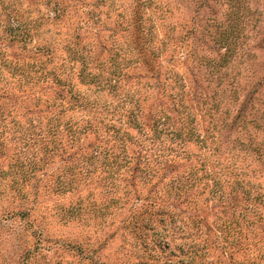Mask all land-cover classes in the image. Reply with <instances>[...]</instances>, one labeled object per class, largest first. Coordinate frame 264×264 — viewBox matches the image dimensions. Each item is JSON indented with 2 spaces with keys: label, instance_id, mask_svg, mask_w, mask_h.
Masks as SVG:
<instances>
[{
  "label": "rangeland",
  "instance_id": "rangeland-1",
  "mask_svg": "<svg viewBox=\"0 0 264 264\" xmlns=\"http://www.w3.org/2000/svg\"><path fill=\"white\" fill-rule=\"evenodd\" d=\"M14 1L34 26L9 40L0 4V170L39 177L0 198V264H264V0ZM89 124L96 171L53 190L52 133Z\"/></svg>",
  "mask_w": 264,
  "mask_h": 264
},
{
  "label": "trees",
  "instance_id": "trees-1",
  "mask_svg": "<svg viewBox=\"0 0 264 264\" xmlns=\"http://www.w3.org/2000/svg\"><path fill=\"white\" fill-rule=\"evenodd\" d=\"M140 1H141V5H143L145 8H154L150 4L152 0H140ZM14 2H15L14 0H7V3L3 5L4 0H0V4H2L1 9L5 11L4 15L6 17L7 16L11 17L10 19L13 21L14 24V28L10 31V33L7 36L8 39L10 38L9 40L11 41L15 39L26 40L29 36H31V29L33 28L34 25L28 26V24L25 23L22 13L19 10V6L16 7ZM35 2L38 3L37 0H28L29 5ZM149 11L151 12L152 9H150ZM142 22L143 21L141 20L140 23ZM0 38H2L1 35ZM4 38L7 37L4 36ZM4 38H2V40H4ZM52 116H53L52 118H57L56 113H54ZM90 128L95 129L94 127L91 126V124L86 126V128L84 129H77V128L75 129V127L73 128L72 126H70L69 129H67L68 131H70L69 140L71 144L74 142L73 144L74 152H72L71 154H69L68 151L73 146L67 145L66 142H64V139L61 140L62 134L60 133V131L52 133L53 135H56V137L58 136V140H57L58 143L54 148H51L52 151L56 152L59 150L58 152L62 153L63 156L65 157L68 156L67 159L64 158L65 159L64 165L66 166L67 169L74 167V170H72L69 173V175L61 174L60 176L61 178L56 179L57 186L53 190H57V192L62 193V192H66V190L72 189L73 187L75 189L79 186L80 183L86 182L87 177H89V175H91L94 171H96L95 168L91 166H87V164L86 165L83 164L82 166L78 167V163H80L82 159L88 160V156H90L91 158L94 154L97 153L96 151L101 153L104 150L103 144L101 143L94 144V147L91 150H87L86 146L84 148L82 147L81 143H79L81 134ZM0 150L3 152L2 147H0ZM107 152L108 151L106 152L104 151V155H107ZM11 159L12 160L8 164L7 168L4 169V171L0 170V177L2 178V180L4 181V179L7 178V180L4 182V185H2L0 182V198L4 197L5 194L9 192L8 189L6 188V186H8L9 190L11 191V198L13 200L17 198L20 201L22 200L23 204L29 201L32 202V200L30 199L31 197H29V194L33 193V195L37 197V193H36L37 190L36 187H32V189H28L27 186L31 184L30 182L31 180L34 181L38 180L39 176H36L37 168L35 167L37 164L31 162V160H33L32 157L31 159L25 158L23 156L18 155L17 153L16 154L12 153ZM104 183L108 184L106 182ZM20 201L16 203L20 204L19 203ZM151 204L155 205L153 200L151 201ZM31 209L32 207H29L28 209L24 207L23 210H21V212L23 211L29 212V210ZM75 211L76 210L74 208V205H72L71 211L69 212L68 215L74 217Z\"/></svg>",
  "mask_w": 264,
  "mask_h": 264
}]
</instances>
